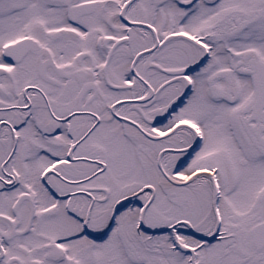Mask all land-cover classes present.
<instances>
[{"label":"snow or ice","instance_id":"1","mask_svg":"<svg viewBox=\"0 0 264 264\" xmlns=\"http://www.w3.org/2000/svg\"><path fill=\"white\" fill-rule=\"evenodd\" d=\"M0 264H264V0H0Z\"/></svg>","mask_w":264,"mask_h":264}]
</instances>
